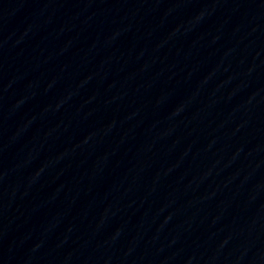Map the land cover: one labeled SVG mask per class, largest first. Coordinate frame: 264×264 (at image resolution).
<instances>
[{
    "label": "water",
    "instance_id": "95a60500",
    "mask_svg": "<svg viewBox=\"0 0 264 264\" xmlns=\"http://www.w3.org/2000/svg\"><path fill=\"white\" fill-rule=\"evenodd\" d=\"M0 264H264V0H181L0 227Z\"/></svg>",
    "mask_w": 264,
    "mask_h": 264
}]
</instances>
